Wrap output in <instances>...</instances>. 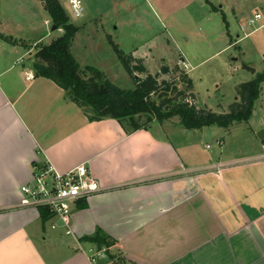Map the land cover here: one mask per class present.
Masks as SVG:
<instances>
[{
  "label": "crops",
  "instance_id": "0c3cea01",
  "mask_svg": "<svg viewBox=\"0 0 264 264\" xmlns=\"http://www.w3.org/2000/svg\"><path fill=\"white\" fill-rule=\"evenodd\" d=\"M0 34L14 37L3 22ZM20 39H0V264H91L74 241L97 230L127 264H264V152L204 160L173 142L177 128L166 122L138 131L109 118L89 122L32 71L43 38L33 46ZM81 164L106 190L73 212L72 236L18 208L19 189L35 170Z\"/></svg>",
  "mask_w": 264,
  "mask_h": 264
},
{
  "label": "rangeland",
  "instance_id": "374dc122",
  "mask_svg": "<svg viewBox=\"0 0 264 264\" xmlns=\"http://www.w3.org/2000/svg\"><path fill=\"white\" fill-rule=\"evenodd\" d=\"M79 1L83 12L75 18L69 0H58L69 23L78 28L71 53L81 70L85 66L95 68L120 89L131 90L135 83L117 60L109 39L124 55L141 59L151 76L158 74L162 65L171 70L177 65L191 79L192 90H186L180 73L160 75L158 83L165 81L177 92L184 91V97L177 101L216 114L227 113L238 101V85L264 72V0ZM212 5L218 10L213 11ZM256 13L261 18L250 26L248 20ZM30 21L33 27H29ZM0 22L14 34V41L21 37V43L29 46L38 38H43L41 44L48 45L62 34L60 30L51 31L53 25L39 0H0ZM35 55L33 48L31 62ZM242 65L255 70V74L243 70ZM88 77L90 74L84 78ZM166 97L177 98L176 93ZM151 100L160 103L159 95L151 96ZM165 125L180 129L176 119ZM177 129L169 138L173 142L182 140L204 160L211 156L240 159L264 152V139L257 138V133L264 130V82L254 112L246 122L234 123L228 129L211 126L191 135ZM218 140L223 142L221 146ZM110 254L116 263L127 264L121 255ZM106 257L105 254L98 260L100 264H106Z\"/></svg>",
  "mask_w": 264,
  "mask_h": 264
},
{
  "label": "trees",
  "instance_id": "16d2710c",
  "mask_svg": "<svg viewBox=\"0 0 264 264\" xmlns=\"http://www.w3.org/2000/svg\"><path fill=\"white\" fill-rule=\"evenodd\" d=\"M47 12L51 24L61 30L62 34L48 45L36 44V55L31 68L36 77L45 78L61 88L67 98L74 103L86 116L89 122L103 119H114L119 123L127 122L132 131L146 130L153 122H171L176 119V124L187 131L202 130L207 127L217 126L228 129L234 123L246 122L254 112V104L260 96L261 84L264 82V72L257 74L249 82L237 86L238 101L230 106L227 113L216 114L209 110L197 109L186 101H177L184 97V91L177 92L170 83H158L160 75L171 72L180 73L186 90H192V81L176 65L172 70L162 65L155 76H151L144 67L141 59H134L123 52L110 39L117 60L122 65L127 75L131 76L135 87L123 90L107 79L103 74L92 67L85 66L82 70L71 53V47L78 28L69 23L64 10L58 0H39ZM213 11H217L214 5ZM0 39L11 42L13 39L0 34ZM134 63V64H133ZM86 74L90 77L84 78ZM144 75L145 78L136 77ZM176 93L177 98H167L168 94ZM159 95L160 103L151 100V96ZM146 117L145 121L141 118ZM79 204L77 209L83 208ZM44 223L48 221L46 212H39ZM79 242L91 245L97 250L105 249L106 264H118L109 249L114 245L113 240L102 231L97 230L94 235L84 237Z\"/></svg>",
  "mask_w": 264,
  "mask_h": 264
},
{
  "label": "built area",
  "instance_id": "2783aa9c",
  "mask_svg": "<svg viewBox=\"0 0 264 264\" xmlns=\"http://www.w3.org/2000/svg\"><path fill=\"white\" fill-rule=\"evenodd\" d=\"M75 18L82 15L79 0H69ZM261 15L256 13L248 24L254 25ZM243 31V29H242ZM31 75H27L30 79ZM106 189L94 179L86 164L78 165L66 172H58L49 165L35 170L28 184L20 187L18 208L46 212L47 223L52 230H62L65 236H72V214L79 204L105 191ZM75 248L84 252L91 264H98L105 256V249L97 250L93 246L83 249L79 240L74 241Z\"/></svg>",
  "mask_w": 264,
  "mask_h": 264
},
{
  "label": "water",
  "instance_id": "95a60500",
  "mask_svg": "<svg viewBox=\"0 0 264 264\" xmlns=\"http://www.w3.org/2000/svg\"><path fill=\"white\" fill-rule=\"evenodd\" d=\"M57 28L55 26L52 27L51 31H56ZM242 69L247 71V72H250L251 74H255V70L249 68L248 66L246 65H242ZM187 133L189 134L190 131H187ZM257 138L262 141L264 139V130H260L258 133H257Z\"/></svg>",
  "mask_w": 264,
  "mask_h": 264
}]
</instances>
